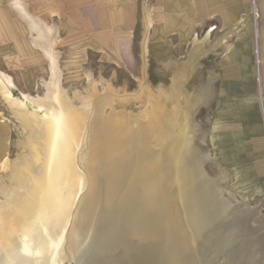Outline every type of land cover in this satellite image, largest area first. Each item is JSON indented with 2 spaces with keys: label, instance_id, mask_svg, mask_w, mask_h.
<instances>
[{
  "label": "bare ground",
  "instance_id": "obj_1",
  "mask_svg": "<svg viewBox=\"0 0 264 264\" xmlns=\"http://www.w3.org/2000/svg\"><path fill=\"white\" fill-rule=\"evenodd\" d=\"M51 46L54 74L41 97L15 98L10 78L0 79L2 99L29 129L28 157L0 201V264H240L247 254V264H264L248 211L191 155V117L204 98L186 91L189 76L178 87L181 119L155 109L139 121L111 107L139 95H97L90 75L75 104Z\"/></svg>",
  "mask_w": 264,
  "mask_h": 264
},
{
  "label": "crops",
  "instance_id": "obj_2",
  "mask_svg": "<svg viewBox=\"0 0 264 264\" xmlns=\"http://www.w3.org/2000/svg\"><path fill=\"white\" fill-rule=\"evenodd\" d=\"M47 46L65 85L105 68L135 74L140 55L149 70L197 78L213 172L264 241V0H0V79L12 93L53 76ZM6 138L0 118V159Z\"/></svg>",
  "mask_w": 264,
  "mask_h": 264
},
{
  "label": "rangeland",
  "instance_id": "obj_3",
  "mask_svg": "<svg viewBox=\"0 0 264 264\" xmlns=\"http://www.w3.org/2000/svg\"><path fill=\"white\" fill-rule=\"evenodd\" d=\"M142 57L140 55L138 60L139 70L135 74L128 70L105 68L89 73L86 76H91L93 80L92 87L97 95H101L104 92L116 94L120 97L133 94L139 95V97L115 98L111 103V107L116 113L123 112L128 116L138 117L139 121H146L151 110L163 111L167 109L171 111L175 119H181L180 109L183 107L184 101L178 95V87L185 80V77L178 78L176 76L175 66H155L149 70L145 59ZM86 76L82 82L73 83L72 85H65L63 81V87L75 104H80L82 97L86 95V90L89 89ZM190 78L189 76L184 87L192 95V86H197L200 81L197 82V78L196 80L190 81ZM44 92L45 85L40 86L33 92L11 93L13 97L19 99L22 98V94L34 98L36 96L41 97ZM196 97L200 99L204 98V95L201 93ZM109 111L110 108L106 107L104 109L105 115L109 114ZM205 117V106L197 107L191 117V122L195 125L193 132L191 131V155L201 160V167L209 178L219 180L218 182L222 187L225 197L234 205H239L229 198V192L224 188L222 178H217L213 172L211 161L209 160L210 152L204 135L205 131L202 130V124L206 120ZM0 118L3 125L7 127L6 152L0 159V201H3L6 193L11 191L17 184L13 175L22 165L25 158L27 159L28 157L29 151L26 144L29 137V129H24L23 124L18 121L15 113L7 106L1 95ZM251 252L254 253V250H251ZM255 255L258 261L262 257V255L259 257L257 253ZM249 260V255H244L242 256V263L240 264H247Z\"/></svg>",
  "mask_w": 264,
  "mask_h": 264
},
{
  "label": "built area",
  "instance_id": "obj_4",
  "mask_svg": "<svg viewBox=\"0 0 264 264\" xmlns=\"http://www.w3.org/2000/svg\"><path fill=\"white\" fill-rule=\"evenodd\" d=\"M261 107H262V110H263V113H264V98H261Z\"/></svg>",
  "mask_w": 264,
  "mask_h": 264
}]
</instances>
